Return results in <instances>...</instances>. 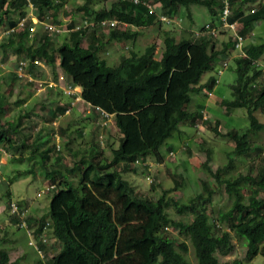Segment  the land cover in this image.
I'll list each match as a JSON object with an SVG mask.
<instances>
[{
  "label": "trees",
  "instance_id": "obj_1",
  "mask_svg": "<svg viewBox=\"0 0 264 264\" xmlns=\"http://www.w3.org/2000/svg\"><path fill=\"white\" fill-rule=\"evenodd\" d=\"M30 2L39 16L42 11H58L64 0ZM90 2L84 0L77 7L88 23L78 24L76 28L77 23L72 18L65 26L62 39H56L54 35L60 33L53 27L44 24L41 30L31 29L37 22L25 17L28 0H0V27L7 31L0 39L1 54L12 51L22 55L21 60H27L29 65H37L35 59L41 58L52 70L57 64L69 84L80 86V98L91 110L100 113L95 119L104 124L108 120L104 113L111 114L119 133L117 146L111 147L108 157L104 156L98 141L92 140L82 150L69 146L70 141L66 139L76 179L58 174L60 177L51 188L47 212L39 217L33 229V235L37 236L47 224L51 230L48 233L60 244L59 249L47 257L48 263L190 264L184 253L188 249L186 240H189L196 264H243L240 258L219 261L216 255L217 251L226 254L232 249V236L243 239L246 260L258 254L264 258V149L251 139L252 135L264 131V120L257 116V113L264 116V68L257 64V60L264 58V41H248L239 49L233 38L215 50L210 44L212 34L204 32L205 26L198 34L190 28H181L176 36L175 28L166 26L163 21L186 9L192 22L190 7L197 4L207 8L211 15L209 24L216 26L223 0H146L147 3L113 0L109 6L100 8H94ZM251 2L259 1L229 0L227 20L241 24L239 34L244 38L251 24L264 20V2L245 11L243 5ZM160 15L166 19H159ZM22 18L25 19L19 25ZM102 19H116L119 23L106 33L98 28ZM155 23L158 25L156 37L138 45L142 30ZM113 40L123 44L128 41L130 45L122 48L110 64L100 52ZM159 42L161 52L157 57ZM228 48L232 52L236 50L232 61L236 78L230 85L232 98L222 97L220 103L227 111L237 107L246 109L249 119L244 132L240 133L235 127L225 132L233 141L230 152L240 157L258 153L261 166L254 173L234 178L230 161L216 168L208 164L211 155L207 149L201 165L216 182L215 187L209 186L206 178L199 177L201 189L190 194L186 203L163 194L152 199L136 189L123 172H136L138 166H149L139 163L147 156L162 160L161 146L167 138L179 130L181 124L200 117L199 109L189 108L191 94H200L214 86L218 81L216 74L204 82H201L202 75ZM10 102L0 90V119L6 116ZM44 105H39L42 110L37 114L50 122L65 109L56 105L49 114ZM6 124H0V144H14L12 135L18 132V124ZM211 128L220 133L217 126ZM43 151L45 162L48 153ZM222 172L226 174L222 176ZM50 177L55 180L54 175ZM220 185H224L231 204L210 219L208 206L216 186ZM169 205L186 218L170 217ZM10 216L21 226L20 216L11 213ZM168 227L175 229L181 239L167 235ZM38 244L45 247L41 240ZM36 262L42 264L41 258ZM0 264L22 263L20 258L10 260L7 249L0 247Z\"/></svg>",
  "mask_w": 264,
  "mask_h": 264
},
{
  "label": "rangeland",
  "instance_id": "obj_2",
  "mask_svg": "<svg viewBox=\"0 0 264 264\" xmlns=\"http://www.w3.org/2000/svg\"><path fill=\"white\" fill-rule=\"evenodd\" d=\"M112 1L91 0L90 4L94 8H100L109 6ZM258 1L246 3L243 8L248 11L257 4L264 2V0ZM83 3L84 0H64L63 6L58 11H42L39 16H37L34 7L25 6V17L31 16L32 21H37L34 30H41L44 24L49 25L60 33L54 35L55 38L62 39L61 35L66 31L65 24L70 19L73 18L77 25L88 23L86 19L82 18L85 17V14L77 9ZM190 10L193 17L192 22L187 17L186 9H181L180 15H174L163 21H166V26L175 28L176 35L181 32L183 26L193 29V33L198 34L203 30L204 23L211 21V15L207 8L202 5H191ZM240 25L237 24L238 29H240ZM98 26L100 31L107 33L109 28L107 24H98ZM217 28L215 31L217 35L209 36L210 44L215 50L220 49L225 45L224 43L232 40L235 32L234 27L225 26L218 22ZM157 31L158 25L156 23L145 27L137 38V44L141 46L147 43L153 37H156ZM247 31L246 38L243 37L244 44H247L248 41L254 43L264 41V20H258L251 24ZM5 33L7 31L4 30V27H0V39ZM124 44L125 46H123ZM124 44L114 40L108 41L107 45L109 47L100 53L102 56H106L108 63L113 64V60L116 59L121 49L126 48L127 45L129 46L130 42L126 41ZM228 51H231V48L226 50L227 53H221L217 56L218 61L215 63V69L211 67L202 75L201 82H204L208 77L215 76V72L220 66L219 63L224 67L229 63V66H226L220 72L221 74L219 73L218 81L214 86L211 89L205 88L200 94H191L189 108L199 109L200 117L193 122L181 124L179 130H175L167 138L161 146V151L164 154L162 160L147 156L139 163L145 165L148 163L149 166H138L136 172H123V176L136 189L148 194L152 199H156L163 194L166 198L171 197L177 202L186 203L190 194L200 191L199 177L206 178V183L215 187L216 182L201 165L206 159L207 149H210L211 155L208 164L216 168V166L224 165L230 161L233 165L231 171L233 170L232 175L234 178L239 174L254 173L261 166L262 159L258 153H252L250 157H240L230 152L233 141L225 132L233 127L240 133L244 132L249 126V119L246 115V109L237 107L227 111L220 103L222 97L232 98L230 85L236 78L232 62L236 50L231 51L230 54H228ZM160 52L161 43L159 42L156 52L157 57ZM21 59H23L22 55L12 51H8L6 55L0 52V90L4 91L11 100L10 108H8L6 116L0 119V124L7 125V122H12L15 126L18 124L16 128L18 132L12 135V143L15 145L0 144V247L7 249L10 260L20 258L22 264H38L36 262L39 258L38 253L28 244L26 236H22L25 230L20 231L21 226L16 225V222L10 216L9 207H7L8 201L11 199L12 202L18 203L23 208L24 216L20 219L24 220L28 226L36 225L39 217L43 216L48 209L52 189L46 190V186L56 183L60 175L63 174L70 180L76 179V172L73 169L74 160L65 144L66 139L70 141L69 146L78 147L82 150L92 140L98 141L103 148L104 156L108 157L111 154V147L117 146L119 133L111 114L108 116L110 120H107L104 124H100V120H97L98 124L92 122V120L96 121L97 116H101L100 113L95 110L86 111L87 107L82 106V99L75 97V88L70 93L64 90L68 81L57 64L53 72V67H50L41 58L35 59L37 65H29L26 60V66L22 67L19 63ZM224 61H226V64H224ZM61 73L64 78H59ZM50 81H53V83L49 84ZM209 90L213 93V96L208 99L207 92ZM61 101H69L67 102L70 103L69 113H64V117L58 114L54 123H44L47 128L43 132L39 118L34 117L37 111L42 110L39 105L45 103V110L50 114L55 105L61 103ZM207 106H210L208 118L202 119L201 110ZM74 110L76 111L73 112ZM257 116L259 120H264V116L260 113H257ZM89 117H92V119ZM216 121L218 122L216 123ZM34 124L38 126V129L33 128ZM214 126H217L220 131L219 134L211 128ZM251 139L256 143H260L264 149V131L259 132L257 136L252 135ZM22 142L25 145H22ZM42 150L48 153V158L44 157L45 162L42 160ZM57 157L59 160L55 162L54 159ZM58 174H60L59 177ZM225 174L222 172L221 175L224 176ZM50 175H54L55 180H52ZM177 179L181 182L176 181ZM178 182L179 185L177 186L176 183ZM230 204L231 200L224 189V185L216 186L212 195V203L208 206L210 219H213L220 209H226ZM167 213L174 219L186 218L184 215L178 214L172 205L167 207ZM13 214L16 215V213ZM166 229L167 235L181 239L175 229L172 227ZM50 231L49 229L48 232ZM186 241L188 249L184 252L185 256L190 264H196L190 242L189 240ZM232 245V249L226 254L216 252L219 261L240 258L243 264L262 263L264 258L260 254L250 260L245 259L243 239L232 236ZM44 246L46 257H51L58 250L60 244L50 233ZM16 255L21 256L16 257Z\"/></svg>",
  "mask_w": 264,
  "mask_h": 264
},
{
  "label": "built area",
  "instance_id": "obj_3",
  "mask_svg": "<svg viewBox=\"0 0 264 264\" xmlns=\"http://www.w3.org/2000/svg\"><path fill=\"white\" fill-rule=\"evenodd\" d=\"M133 1L134 2H138L139 0H133ZM142 2L143 3H147L146 0H142ZM27 6L33 7V5L30 2V0H28V5ZM229 12H230L229 0H223V7H222V11H221V13L219 15L218 23H222L225 26H232V27L235 28V32H234V36H233V38L236 40L235 47L241 49L244 46V38H243L242 35L239 34V29L237 28V23L236 22H228L227 16H228ZM159 17H160V19H166V17L163 16V15H160ZM30 18H32V17L30 16ZM24 19L25 18L20 20L19 25L22 24ZM36 22H34V23H36ZM118 23H119V21L116 20V19H102V20H100V22L98 24H100V25H106L107 24L109 26L108 29H110V28L116 26ZM47 26L50 27L49 25H47ZM31 29H34V25L31 26ZM216 29H218L217 25L216 26H211L209 23L205 24V30L208 33L212 34V36H216L217 35V34H215ZM36 61L37 60H35V62ZM20 63H21L20 66L22 67L23 64L24 65L26 64V61L21 60ZM224 64H226V61H224ZM257 64L263 66V68H264V61L257 60ZM220 72H221V70H218L216 73H220ZM59 78H64V77L61 74ZM64 90H66L67 93H70L71 90H74V87L71 84L68 83V84L65 85ZM212 94L213 93L210 90L207 92V96L208 97H211ZM209 109H210V106H207L206 108L201 110V118L202 119L208 118ZM104 115H106L108 117L110 114H107V113L105 114L104 113ZM54 185L55 184L51 183V184L47 185L46 186L47 189L46 188L45 189L46 190H50L51 188L54 187ZM22 209L23 208H21L18 205V203L10 201V203H9V212L11 214L16 213V215L22 217V216H24V211ZM21 226L25 228V230L27 232V235L29 237L28 240H27L28 244L38 253L39 257L42 260V264H50L47 261L48 258L45 255L44 248L40 247L39 244H38L39 240H41L45 244L47 243V239H48V235H49L48 230L50 229V227L47 224L43 225L41 233L37 234V236H34L33 235V229L37 225H34L33 227H28L27 223L24 220H22L21 221Z\"/></svg>",
  "mask_w": 264,
  "mask_h": 264
},
{
  "label": "crops",
  "instance_id": "obj_4",
  "mask_svg": "<svg viewBox=\"0 0 264 264\" xmlns=\"http://www.w3.org/2000/svg\"><path fill=\"white\" fill-rule=\"evenodd\" d=\"M83 16V15H82ZM185 22H187V21H185ZM206 23V22H205ZM67 24V23H66ZM66 24H65V26H66ZM86 24V23H85ZM186 24V23H185ZM77 25V24H76ZM182 28H188V27H185V26H183ZM191 29V28H190ZM192 31H193V29H192ZM176 36H179V34L177 33V35ZM109 46V45H108ZM218 60H216L215 62H214V64H213V69H215V63L217 62ZM220 64V66L217 68V70H216V72L218 71V70H221V72H222V70L224 69V67L221 65V63H219ZM62 72V71H61ZM215 72V74L217 75V77L219 76V73H216ZM221 74V73H220ZM53 83V81H50L49 82V84H52ZM74 88H75V92L77 93V94H79V92H80V86H78V85H75L74 86ZM213 96V95H212ZM211 96V97H212ZM208 97V96H207ZM211 97H208V99L209 98H211ZM78 98H80V97H78ZM53 100H54V98H52ZM80 99H82V98H80ZM53 100H51V102H53ZM70 102L72 101V100H69ZM69 101H61V103H58L57 105H61V106H64L65 107V109H64V111H63V113H61L60 115H63V117H64V113H69V107H70V103H67V102H69ZM82 101V106H85V107H87V109H86V111L87 110H89L90 112H91V109L89 108L90 106H89V104L87 103V102H85L83 99L81 100ZM209 101H211V100H209ZM211 102H213V101H211ZM210 102V103H211ZM40 106H42V103L40 104ZM56 106V105H55ZM197 108V107H196ZM40 111V110H39ZM76 110H74L73 112H75ZM38 112V111H37ZM112 116V115H111ZM34 117L35 118H39V120H40V123H41V128H42V130H43V132L46 130V128H47V126L44 124V123H50V121H45V120H43V118L39 115V114H35L34 115ZM99 117V116H98ZM113 117V116H112ZM56 119H57V117H55L51 122H56ZM108 120H110V118L108 119ZM92 122L93 123H96V124H98L97 123V120L96 121H94V120H92ZM102 122L103 121H101L100 122V124H102ZM35 129H38V126H36L35 125ZM55 160V159H54ZM20 231H22L23 232V228H20L19 229ZM25 232H26V230H25ZM23 233L22 234V236H26V238H27V240H28V236H27V232L26 233ZM59 243V242H58ZM14 248H17V247H14ZM59 249V248H58ZM19 256H21V255H16V257H19Z\"/></svg>",
  "mask_w": 264,
  "mask_h": 264
},
{
  "label": "clouds",
  "instance_id": "obj_5",
  "mask_svg": "<svg viewBox=\"0 0 264 264\" xmlns=\"http://www.w3.org/2000/svg\"><path fill=\"white\" fill-rule=\"evenodd\" d=\"M207 23H209V22H207ZM205 24H206V23H205ZM204 26H205V25H204ZM77 27H79V25H77ZM77 27H76V28H77ZM203 30H204V29H203ZM204 32L208 33L206 30H204ZM262 61H263V60H262ZM226 66H227V64L225 65V67H224V66H223V67L226 68ZM61 74H62V73H61ZM68 83H69V82H67V84H68ZM73 87H74V85H73ZM61 88H62V87H61ZM75 93H76V92H75ZM75 97H80V96H79V94L76 93V96H75Z\"/></svg>",
  "mask_w": 264,
  "mask_h": 264
}]
</instances>
